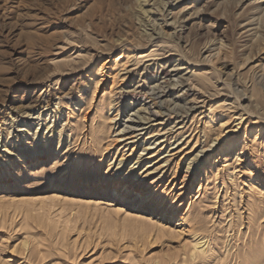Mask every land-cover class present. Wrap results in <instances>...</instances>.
<instances>
[{
  "label": "rangeland",
  "instance_id": "obj_1",
  "mask_svg": "<svg viewBox=\"0 0 264 264\" xmlns=\"http://www.w3.org/2000/svg\"><path fill=\"white\" fill-rule=\"evenodd\" d=\"M258 1L0 0V264H264Z\"/></svg>",
  "mask_w": 264,
  "mask_h": 264
},
{
  "label": "bare ground",
  "instance_id": "obj_2",
  "mask_svg": "<svg viewBox=\"0 0 264 264\" xmlns=\"http://www.w3.org/2000/svg\"><path fill=\"white\" fill-rule=\"evenodd\" d=\"M260 2H262V0H259L257 3H260ZM257 8H260V7H257ZM253 25H255V23L253 22V19H252V20H249L246 23H244L243 27L247 29L246 32L249 33L248 35H253L254 34V37H256V41H259L262 38H264V33L263 34L262 33H258L257 31L256 32L255 31L253 32V30L255 29V27H253ZM128 29L131 30L130 29V26H129ZM128 35H131V37L128 36V37L120 38V40H118L119 43H120V46L125 47L126 50H124V51H126V52L128 51L127 57H126V61L124 62V64H128L129 63V59L130 58L128 56L131 54V52L136 51L138 48H142V47H144V46L147 45V43H144L143 41L137 43V41H135V38L132 37L131 31L128 32ZM122 53H120L119 56H118V58L116 59L117 62L120 59L125 58V56L122 55ZM151 56H152V54H150V53L149 54H146V53L139 54L137 56V58H136V63L135 64L138 65L143 60H147ZM80 61L81 60L79 59L78 61L74 62L75 64L69 65L68 71L66 73H64V74L65 75H69V74L72 75L73 74V76H75V77L81 75L82 74V72H81L82 71V65H81V62ZM125 69L128 70V67H125ZM134 72L135 71H133V70L126 71L125 72L126 73V76L124 78H126V77L130 78L134 74ZM164 73L167 74L168 71H165ZM162 88H159L160 89L159 93L158 92L157 93L153 92L155 94V96L159 94L157 96L158 98L160 97V94H165L167 92L166 89L161 90ZM137 90H138V87L137 88H134V92L133 91L132 92L133 93H136ZM121 91H122V89H121ZM142 92L143 91L140 89V91L138 92V94H140ZM119 93H120V96L119 97H121V95L124 94V92H119ZM144 93H147V91H144ZM113 101H115V100H112L110 102V106L113 103ZM113 118L114 119L117 118V115L115 117H113ZM210 118L212 120V116ZM144 119L147 120V119H150V118H144ZM222 124H224V122H222ZM102 132H103L102 130L93 131L92 137H93L94 143H96V141L97 142L99 141L98 143H100V141H102V140H99ZM94 146H95V149H94L95 154L97 155L98 153H101L102 148L99 147L98 144H95ZM233 146H234V144H231V145L227 146L226 149L233 148ZM144 150H146V149H144ZM102 155H103V153H102ZM238 158H239V155L237 156V159ZM120 159L121 160H120L119 166H121V164L123 162V159L122 158H120ZM136 163H138V162H136ZM192 243H193V245H192V248H191V256L194 258V263L195 264H209V263H211L213 257H212V253H211L212 247H211V244H210V240L207 237L200 238L199 236H195V238L193 239V242Z\"/></svg>",
  "mask_w": 264,
  "mask_h": 264
}]
</instances>
